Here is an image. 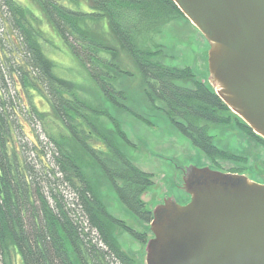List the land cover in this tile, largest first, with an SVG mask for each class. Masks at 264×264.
<instances>
[{"label": "trees", "instance_id": "obj_1", "mask_svg": "<svg viewBox=\"0 0 264 264\" xmlns=\"http://www.w3.org/2000/svg\"><path fill=\"white\" fill-rule=\"evenodd\" d=\"M180 17L188 19L173 0H0V264H142L115 230L144 244L153 236L109 211L92 171L100 170L128 210L149 224L153 211L143 196L155 174L124 151L117 139L135 144L119 119L58 76L55 48L72 56L113 108L148 123L119 87L121 76H135L119 62L124 51L149 104L213 164L247 162L209 132L208 123L234 121L212 85L190 66L159 59L155 36ZM235 121L264 144L238 115Z\"/></svg>", "mask_w": 264, "mask_h": 264}, {"label": "water", "instance_id": "obj_2", "mask_svg": "<svg viewBox=\"0 0 264 264\" xmlns=\"http://www.w3.org/2000/svg\"><path fill=\"white\" fill-rule=\"evenodd\" d=\"M209 42V83L264 139V0H173ZM189 199L153 210L146 264H264V183L182 169Z\"/></svg>", "mask_w": 264, "mask_h": 264}, {"label": "rangeland", "instance_id": "obj_3", "mask_svg": "<svg viewBox=\"0 0 264 264\" xmlns=\"http://www.w3.org/2000/svg\"><path fill=\"white\" fill-rule=\"evenodd\" d=\"M155 39L163 49V55L159 58L161 61L172 66H190L198 79L210 85L208 67L210 45L190 20L184 17L174 19L164 26ZM115 44L117 45L116 42ZM50 56L53 62H56V73L59 77L75 82L79 89L96 103L109 109L121 122L129 139L135 144V146H129L117 139L124 151L140 168L155 174V184L143 196L148 208L152 211L170 196L176 197L180 203H185L189 199L188 194L180 187L182 169L188 165L209 166L224 172L238 170L251 179L264 183V144L238 127L235 121L236 113L232 114L234 121L231 124L208 123L209 132L215 137V142L220 148L246 157L247 162L236 163L218 159V165H216L187 137L176 130L163 112L154 109L149 104L144 95L142 78L124 51L119 52V62L124 69L132 71L135 76L133 78L121 76L118 84L127 92V105L147 119L148 123L124 110L113 108L90 81L84 69L67 52L64 53L55 48L50 51ZM103 122L114 134L111 123L105 119ZM92 174L109 211L125 220L135 230L147 232L152 236L150 224L128 210L104 174L96 169L92 171ZM115 235L129 255L139 263L146 264L147 244L136 240L121 228H116Z\"/></svg>", "mask_w": 264, "mask_h": 264}]
</instances>
